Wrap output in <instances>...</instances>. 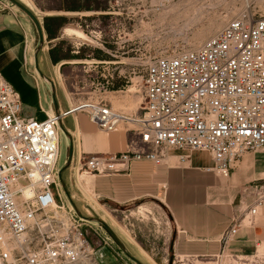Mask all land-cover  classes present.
Masks as SVG:
<instances>
[{
	"label": "built area",
	"instance_id": "2783aa9c",
	"mask_svg": "<svg viewBox=\"0 0 264 264\" xmlns=\"http://www.w3.org/2000/svg\"><path fill=\"white\" fill-rule=\"evenodd\" d=\"M260 12L240 13L195 48L141 58L142 101L135 114L84 99L52 113L42 107L43 119L25 116L20 93L0 70V264H100L99 246L125 256L111 236L90 240L86 227L95 230L91 218L70 202L61 183L60 130L68 114L84 112L106 133L121 125L131 133L126 149L78 160L79 170L94 175L126 172L138 160L187 163L194 152L203 151L212 159L204 171L227 178L244 153L263 149ZM262 207L264 195L234 216L218 253L188 255L182 264H263L259 249L242 255L230 243L243 227L256 225Z\"/></svg>",
	"mask_w": 264,
	"mask_h": 264
},
{
	"label": "rangeland",
	"instance_id": "374dc122",
	"mask_svg": "<svg viewBox=\"0 0 264 264\" xmlns=\"http://www.w3.org/2000/svg\"><path fill=\"white\" fill-rule=\"evenodd\" d=\"M23 2L31 7L41 21L45 34L42 48H39L40 35L36 23L11 0H0V23L12 24V20L21 22L24 27L21 31L26 36L25 44L29 45L28 48H31L35 55H39L44 75L50 78L55 86L57 100L66 102L68 97V102L72 104L84 99L102 100L125 113L127 106L131 105V102L126 103V101H130L131 97L136 99L139 107L141 105V77L144 72L141 61H146L154 55H173L180 50L195 48L215 35L229 20L240 13L251 9L261 11L260 13L264 11L263 0H175L171 3H166L164 0H30L31 3ZM51 15H63L67 18L65 25L59 31V38L49 39L48 37L44 21L45 17ZM66 27L84 32L90 36L91 41L85 43L84 38L65 33ZM45 45L46 49H44ZM47 56L60 58V61L52 62ZM45 57L48 60L47 68L43 66ZM74 59L82 61L76 62ZM58 66L61 78L56 76ZM28 67H30L29 64ZM41 77L47 83L42 74ZM65 106H68V103H65ZM31 110L38 113L37 118L42 116L38 107ZM139 111L138 108L137 112ZM23 112L29 114V109L24 108ZM77 116L89 120L84 112L68 116L64 120L59 165L65 183L62 180L61 183L71 203L74 202L76 206L73 205L84 216H90L91 220L96 221L93 223L95 230L86 227L92 242L99 234L111 236L118 244L107 226L98 221V218H102L125 246V249L120 246L124 251V258L117 256L107 246H97L100 264H138L131 255L144 264H182L183 260L180 261V259L186 260L187 257L177 255L171 248L175 236L169 234L171 217L165 206L168 198L164 192L157 193V198L148 197L117 206L110 203L107 205L104 200L97 199L93 183L85 185L90 196L75 185V170H72L74 154L70 163L69 159L71 148L74 150L71 138L73 137L74 143L79 137L76 134V128L72 127L73 117ZM67 126L70 129H67ZM122 127L123 125L119 129ZM263 150L264 148L258 151H247L244 155ZM238 162L234 172L240 169L243 174L235 173L234 177H221V183L217 187L221 188L219 193L222 194L226 203L240 188L249 184L247 182L244 185L242 181H248L247 179L256 175L252 164L241 165ZM76 165L79 167L78 164ZM79 171L87 173L84 170ZM87 174L89 176L92 173ZM257 175V177H264V174ZM256 181L259 190L263 192L253 195L244 202L246 204L264 195V178ZM91 197L96 199L112 218L105 219L101 215L104 214L103 211L92 209L91 205L95 204V201ZM87 208L90 209L89 212L86 211ZM128 235H131L136 242L128 243ZM233 242L234 240L230 242L231 247ZM140 247L144 248L145 253ZM259 252L264 253V244L259 247ZM199 258L213 261L216 257ZM250 262L249 260L246 264H252Z\"/></svg>",
	"mask_w": 264,
	"mask_h": 264
},
{
	"label": "crops",
	"instance_id": "0c3cea01",
	"mask_svg": "<svg viewBox=\"0 0 264 264\" xmlns=\"http://www.w3.org/2000/svg\"><path fill=\"white\" fill-rule=\"evenodd\" d=\"M22 1L28 3L27 1L30 0ZM11 22L13 23H0V70L20 93L23 109H29V114L24 112L23 114L37 118L38 113L31 109L38 107L42 112L39 119H43L46 114L42 107L48 112L67 109L71 104L68 102V97L66 102L57 98L56 101L53 100V87H51L53 82L44 75L39 55L35 62V53L28 48L29 45L25 44L26 36L21 31L24 30L23 25L16 20ZM47 57L54 62L55 57ZM47 57L43 60L45 62L43 66L46 68L48 67ZM41 74L45 80L48 79L47 83ZM129 102L131 105L127 104L126 113H137L139 106L136 99L131 97L130 101H126V103ZM65 103H68V106H65ZM72 124L79 136L74 143L73 137L71 138L75 156L72 170H75V164H78L77 161L80 158L91 154L118 152L128 147L131 133L127 131L125 125L114 133L105 134L96 124L81 116L73 117ZM67 129L70 127L67 126ZM238 161L241 165L252 164L256 175L247 179L248 181H242L244 185L247 182L249 184L240 188L227 203L219 193L221 188H217L221 183V177L204 171V167L212 164V159L209 153L202 151L194 152L187 163L174 161L156 165L149 160L133 161L128 171L117 174L89 176L87 174L85 176L86 173L77 171L76 165L75 181H72L88 195L85 185L93 183L97 199L104 200L107 205L110 203V205L123 206L135 200L157 198V193L164 192L168 198L165 206L171 217L169 234L175 236L172 250L174 249L176 254L185 256H207L221 249L224 234L234 216L247 205L244 202L253 195L263 192L259 190L256 180L264 178L257 177L258 173L264 174V150L243 155ZM236 165L237 163L231 169L229 177H234L235 173H242L240 169L234 172ZM94 201L95 204L91 207L95 211H103L104 214L101 215L105 219L112 218L96 199ZM256 220L255 226L243 227L234 239L232 247L236 253L251 255L264 244V207L260 209ZM127 241L128 243L136 242L131 235L127 236ZM140 249L145 253L144 248L140 247ZM262 261L264 264V257Z\"/></svg>",
	"mask_w": 264,
	"mask_h": 264
},
{
	"label": "water",
	"instance_id": "95a60500",
	"mask_svg": "<svg viewBox=\"0 0 264 264\" xmlns=\"http://www.w3.org/2000/svg\"><path fill=\"white\" fill-rule=\"evenodd\" d=\"M13 3H15L17 6H19L23 11H25L36 23V26L38 28V32L40 35V47L42 48L44 45V31H43V26L41 25V21L39 20L38 16L35 14V12L31 9V7H29L27 4H25L23 1L21 0H11ZM53 87V100L56 101V89L54 84L52 85ZM72 155H73V149L71 148V154H70V159H69V163L71 162L72 159ZM60 177L61 180L64 182L63 178H62V171L60 172ZM73 202V201H72ZM73 204L75 205V203L73 202ZM76 206V205H75ZM77 208V207H76ZM98 221H100L101 223H103L104 225L107 226V228L110 230V232L112 233L113 237L115 238V240L118 242V244L125 249V246L123 244V242L121 241V239L116 235V233L100 218H98ZM131 257L133 258L134 261H136L138 264H144L142 263V261H140L138 258L134 257L131 255Z\"/></svg>",
	"mask_w": 264,
	"mask_h": 264
},
{
	"label": "trees",
	"instance_id": "16d2710c",
	"mask_svg": "<svg viewBox=\"0 0 264 264\" xmlns=\"http://www.w3.org/2000/svg\"><path fill=\"white\" fill-rule=\"evenodd\" d=\"M67 18L63 15H51L45 17L44 25L48 33L49 39H53L59 36V31L66 23ZM54 62H58L59 59H53Z\"/></svg>",
	"mask_w": 264,
	"mask_h": 264
},
{
	"label": "bare ground",
	"instance_id": "6f19581e",
	"mask_svg": "<svg viewBox=\"0 0 264 264\" xmlns=\"http://www.w3.org/2000/svg\"><path fill=\"white\" fill-rule=\"evenodd\" d=\"M264 1V0H263ZM28 3H31L30 1H27ZM30 5V4H29ZM64 31H65V29H64ZM65 33H68V34H71V35H76V37L77 38H84V42L85 43H88V42H90L91 41V38H90V36H88L87 34H85L84 32H80V30L78 31L77 29H75V28H71V27H66V32ZM82 35H84V36H82ZM86 35V36H85ZM83 43V42H82ZM82 43H80V44H82ZM44 49H46V45H45V48ZM37 59H38V55H35V62L37 61ZM87 60V59H86ZM76 61V60H75ZM83 61H85V60H83ZM89 62H91V60H88ZM87 62V61H86ZM57 69L58 70H56V76L57 77H59V78H61V75H60V72H59V66L57 67ZM38 71H40L39 69H37ZM48 80V79H47ZM50 81V80H49ZM50 83V82H49ZM52 87V86H51ZM70 103V102H69ZM70 105H73L72 103L70 104ZM50 113H52V111H50ZM76 114H74V115H69L68 114V116H75ZM67 116V117H68ZM63 127V126H62ZM61 127V128H62ZM63 129V128H62ZM68 131V130H67ZM60 132H61V130H60ZM70 133V132H69ZM60 136H61V133H60ZM203 152V151H202ZM79 165V164H78ZM75 170L77 169V166H75V168H74ZM79 170V167H78V169H77V171ZM87 174V173H86ZM94 175V174H93ZM32 193V191H28L26 194H31ZM71 202V201H70ZM93 209V208H92ZM89 211H90V209H88ZM88 211V212H89ZM90 217V216H89ZM102 219V218H101ZM92 221V223H96V221H94V220H91Z\"/></svg>",
	"mask_w": 264,
	"mask_h": 264
}]
</instances>
